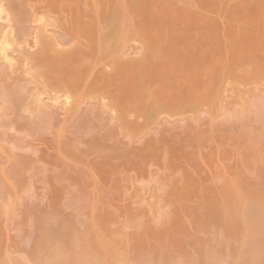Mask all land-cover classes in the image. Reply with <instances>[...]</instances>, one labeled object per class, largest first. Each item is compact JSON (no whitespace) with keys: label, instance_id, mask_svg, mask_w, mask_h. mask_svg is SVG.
I'll return each mask as SVG.
<instances>
[{"label":"bare ground","instance_id":"1","mask_svg":"<svg viewBox=\"0 0 264 264\" xmlns=\"http://www.w3.org/2000/svg\"><path fill=\"white\" fill-rule=\"evenodd\" d=\"M222 1L0 0V264L20 262L18 254L13 256V253L23 252L20 240L29 236L27 233L22 236L23 224L20 222L33 219V216L36 219L42 206L45 211L56 208L62 188L101 187L102 181L96 176L98 169L117 175L122 163L137 170L143 157L152 158L158 145H155L156 137L144 143L137 140L125 143L121 140L123 127L137 131L144 126L170 123L157 117L156 112L181 107L190 86L183 84L184 89H181L180 85L181 90L186 89L185 95L179 92L177 85V88L172 87L173 90L167 89L165 84V87L157 88L159 86L153 83L161 82V77L158 79L154 75L168 67L183 72L182 66L188 59L184 47L203 44L218 31L225 33L227 25L218 12ZM227 1L236 2L234 5L239 10V17L232 15V21L236 23L233 25L239 26V34L244 28L248 30L240 26L243 22L244 25L252 22L250 26L255 23L264 30V0L252 4L253 13L250 3V12L248 6L245 7L248 0ZM238 1H242L241 7H238ZM247 11L255 15L257 22L254 18L247 22L251 17ZM41 15L45 20L39 23ZM242 17H245L243 22L240 21ZM256 37L255 41L253 37L249 40L256 42ZM30 43L35 46L34 51L26 48ZM10 45L16 47L14 50L18 47V57L13 56L12 50L8 52L6 46ZM21 46L25 48H20L19 52ZM25 49L28 52H24ZM11 56L20 61L15 64ZM183 56H187L184 63ZM9 60L16 66H11ZM109 62L116 63L112 73L105 68ZM145 77H154L153 83H148L151 86L145 83L147 87L155 86V90H160L163 95L153 89L156 94L152 91L145 96L140 90L146 86ZM112 81L113 87L119 88L113 89L117 91L112 93L111 104L99 100V96L109 94L107 88ZM174 87L179 91L172 95ZM164 88L166 92L162 93ZM96 89L103 92L97 94L99 99L91 96ZM47 92L49 98L44 100L41 96ZM62 92L69 94L65 95L70 99L57 104V94ZM87 95L93 100H88ZM81 142H86V146ZM105 147L110 150L105 151ZM13 176L17 183L12 180ZM18 184L24 186V190L26 187L27 191H39L34 190L26 199L20 194ZM108 184L111 188L114 186L112 182ZM109 185L106 187L110 188ZM40 228L43 226L34 227V244L30 240L33 246L27 247V258L20 254L21 264L47 263L45 252L50 255L54 251L65 253L64 244L61 247V242L58 244L55 238L59 233L54 236V242L48 240L47 232ZM16 230L19 235L14 233ZM29 230L34 232L29 228L25 232ZM48 230L51 233V229ZM1 253L4 256L1 257Z\"/></svg>","mask_w":264,"mask_h":264},{"label":"rangeland","instance_id":"2","mask_svg":"<svg viewBox=\"0 0 264 264\" xmlns=\"http://www.w3.org/2000/svg\"><path fill=\"white\" fill-rule=\"evenodd\" d=\"M223 1L218 11L222 17H218L230 29L226 26L225 33H213L205 43L184 47L188 59L183 56V63L187 59L183 72L168 67L166 72L154 75L161 77L159 81L163 84L158 80L153 83L154 77L144 78V83L148 86H151L148 83H156L157 88L166 85L171 90L176 85L178 89L183 84L190 86L189 96L186 94L181 107L156 112L157 117L169 124L144 126L137 131L123 127L121 140L125 143L131 140L144 143L156 137L155 145H158L152 158L143 157L137 170L122 163L124 167H118L117 175L98 169L96 176L102 181L101 187L62 188L56 208L45 211L40 207L36 219L34 216L27 219L29 225L20 218V223L26 227H21L22 236L24 233L29 236L20 240L23 252L13 253V256L18 254L20 262L16 260L17 264L23 262L20 254L22 257L29 253L27 247L34 244L32 237L37 226H43L40 230L47 232L48 240L55 242L56 238L58 244L61 242L60 246L64 244L66 248L64 254L45 252L47 263L43 264H264V30L255 23L251 27L252 22L248 25L243 22L258 0H246L247 5L243 4L245 7L251 4V8L248 6L249 12L240 19L243 22L240 26L248 29L244 28L243 32L240 27V34L239 24L236 28L232 21V15L239 14L236 2ZM241 3L238 1V7ZM249 15L247 22L255 16ZM43 16L39 23L45 20ZM244 35H248L247 42ZM250 36L254 41L257 36L258 41L249 40ZM6 48L14 52L13 56L18 52V47L14 50L13 45ZM20 48L22 46L19 52ZM26 48L36 49L33 43ZM185 52L182 54L186 55ZM18 56L19 53L15 57ZM10 60L8 63L14 67L17 60H13L15 64ZM115 64H107V72H114L111 69ZM113 82L107 88L109 94L104 92L108 95L99 99L97 94L101 90L96 89L94 95L90 92L91 96L112 104V93L119 88L113 87ZM147 85L143 90L140 88L145 96L155 90V86ZM175 87L172 92L167 90L169 95L179 91ZM155 92L163 95L160 90ZM165 92L164 88L162 93ZM179 92L185 95L186 89ZM47 93L41 96L44 100L49 98ZM65 94H57V104L70 99ZM91 96L87 95V99ZM81 143L86 146V142ZM12 180L16 182V176ZM111 182L112 188L108 184ZM19 184V192L26 199L39 191H27L26 187L25 191ZM28 228L34 232H25ZM17 231L14 233L19 235ZM22 236L20 234V238ZM213 249L216 251L212 252Z\"/></svg>","mask_w":264,"mask_h":264}]
</instances>
